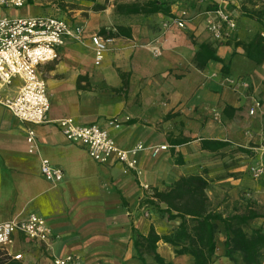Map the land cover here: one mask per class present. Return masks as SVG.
Instances as JSON below:
<instances>
[{
    "label": "crops",
    "instance_id": "1",
    "mask_svg": "<svg viewBox=\"0 0 264 264\" xmlns=\"http://www.w3.org/2000/svg\"><path fill=\"white\" fill-rule=\"evenodd\" d=\"M120 1L25 0L19 8L35 11L23 15L0 5V18L54 15L86 32L79 41L65 37L59 58L38 66L50 105L46 121L32 125L35 151L26 143L28 125L0 104V223L36 213L53 232L46 242L15 233L0 245L8 256L2 264H53L54 257L69 253L80 255L84 264H156L144 247L139 254L136 234L153 229L163 235L178 220H168L144 199L150 189L163 190L182 175L202 173L209 181L206 194L220 209L245 200L264 206V174L250 173L264 158V63L255 65L233 44L250 35L253 21L234 18L233 39L216 40L206 28L214 11L207 7L223 0H191L195 5L184 28L173 17L186 0L172 4L173 16L145 17L115 13ZM229 1L236 7V0ZM117 25L130 28V35L109 36ZM91 35L106 40L98 63ZM202 43L214 47L217 58L200 67L195 54ZM21 85L12 77L0 84V96L13 97ZM254 98L261 106L251 115ZM63 117L98 124L122 149L142 144L133 155L135 169L95 161L84 145L65 138L57 122ZM114 118L119 127L108 124ZM208 140L226 144L203 147ZM159 145L167 148L152 155ZM42 158L62 169L60 182L42 176ZM223 242L218 234L214 264H233L223 255ZM156 252L165 263L194 264L192 256L177 254L163 240L156 242Z\"/></svg>",
    "mask_w": 264,
    "mask_h": 264
},
{
    "label": "built area",
    "instance_id": "2",
    "mask_svg": "<svg viewBox=\"0 0 264 264\" xmlns=\"http://www.w3.org/2000/svg\"><path fill=\"white\" fill-rule=\"evenodd\" d=\"M25 0H0V5L14 8L22 7ZM216 17L206 20V28L216 40L224 37L221 23L233 26L232 20L222 7L215 10ZM187 11L183 9L173 17L174 23L184 28ZM86 35L80 26L69 24L66 19L54 15H36L28 17L0 18V84H6L12 77L22 81L18 92L13 97H1L0 104L5 106L18 120L25 123L26 143L29 151L38 147V139L32 125L46 121L49 109L45 79L38 73L42 63L55 61L59 58L58 48L63 45L65 37L81 40ZM94 45L95 62L98 63L106 49V40L99 35H91ZM247 85V83H244ZM249 114L254 115L261 106V101L254 98ZM59 127L68 141L84 145L91 158L99 163L112 161L121 162L125 170L135 169L133 155L140 150L142 144H137L129 150L116 145L108 131L96 123L88 125L76 124L72 118L58 119ZM108 124L119 127L117 119L108 120ZM167 145L152 148V155ZM40 172L49 182L58 183L63 179V171L53 165L48 159L40 161ZM254 178L264 173V162L259 161L250 168ZM148 189L147 186H145ZM151 194V192H148ZM15 233H22L31 240L46 242L52 238L53 232L45 219L36 213H30L24 219H12L0 223V245L9 243ZM53 264H84L80 255L69 253L56 256Z\"/></svg>",
    "mask_w": 264,
    "mask_h": 264
},
{
    "label": "trees",
    "instance_id": "3",
    "mask_svg": "<svg viewBox=\"0 0 264 264\" xmlns=\"http://www.w3.org/2000/svg\"><path fill=\"white\" fill-rule=\"evenodd\" d=\"M176 1H120L115 2L114 9L115 13L125 16H171V6ZM236 1V7L232 1H228L238 13L236 16L233 14L232 18L245 17L252 20L253 29L246 39L234 41V48L241 47L249 61L260 65L264 63V0ZM191 3L193 1L188 7L187 0L183 1L184 9L194 7L195 4ZM210 5L207 8L214 11L220 7L215 3L214 7ZM115 28L114 32H109V36L130 35L128 27L117 25ZM233 31L222 30L224 36L231 40ZM216 58L214 47L207 43L199 45L195 54L198 66L202 67L207 60ZM225 144L223 141L208 140L203 143V147L218 149ZM208 184V179L199 173L182 175L163 190L150 189L151 194L147 195L144 203L166 214L168 220H178V225L163 235H158L153 229L146 236L137 233L135 245L139 254L144 247V251L153 254L156 264H172L165 263L156 252V242L163 240L173 246L177 254L192 256L194 264H214L217 235L222 234L223 255L233 264H264V212L260 211L259 204L254 200H245L240 204L233 203L229 210L228 205L220 209L219 203L212 204L206 194ZM161 203L164 207L160 206ZM256 219H261V224L253 225ZM6 258L7 253L0 248V264Z\"/></svg>",
    "mask_w": 264,
    "mask_h": 264
},
{
    "label": "rangeland",
    "instance_id": "4",
    "mask_svg": "<svg viewBox=\"0 0 264 264\" xmlns=\"http://www.w3.org/2000/svg\"><path fill=\"white\" fill-rule=\"evenodd\" d=\"M122 1H127V0H122ZM128 1H143V0H128ZM190 1L191 0H187V4H188V7L190 6ZM228 1L229 0H223L222 1V4H221V6L220 7H222L224 10H225V12L227 13V15L230 17V20H232V24H233V26L232 27H230L226 22H222L221 23V25H222V28H223V30H226V31H231V30H234V19L232 18V16H234L233 14H235V12H233L235 9H234V7L233 6H230L229 4H228ZM193 8V7H192ZM16 10H18V14H21V15H23L26 11L27 12H31L32 10H34L33 8H31L29 5L28 6H24L23 8H19V9H16ZM187 10V9H186ZM35 11V10H34ZM188 12H187V18H188V16H189V10H187ZM210 18H215V19H218L217 17H216V14H215V11H213V16L212 17H210ZM262 89H264V88H262ZM261 101V100H260ZM262 144H264V139H262ZM260 161H262V162H264V158H260ZM262 174H264V173H262ZM261 174V175H262ZM223 206H225L224 204H223ZM259 208H260V211H262V212H264V206H262L261 204H259Z\"/></svg>",
    "mask_w": 264,
    "mask_h": 264
}]
</instances>
